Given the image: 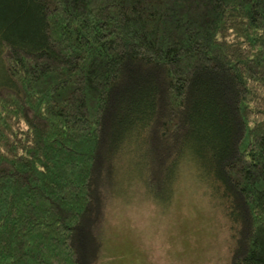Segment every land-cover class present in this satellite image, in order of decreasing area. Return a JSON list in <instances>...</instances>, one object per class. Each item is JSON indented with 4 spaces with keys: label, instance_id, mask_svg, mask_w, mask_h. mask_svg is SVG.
I'll use <instances>...</instances> for the list:
<instances>
[{
    "label": "trees",
    "instance_id": "trees-1",
    "mask_svg": "<svg viewBox=\"0 0 264 264\" xmlns=\"http://www.w3.org/2000/svg\"><path fill=\"white\" fill-rule=\"evenodd\" d=\"M184 163L264 264V0H0V264H97L116 178Z\"/></svg>",
    "mask_w": 264,
    "mask_h": 264
},
{
    "label": "rangeland",
    "instance_id": "rangeland-1",
    "mask_svg": "<svg viewBox=\"0 0 264 264\" xmlns=\"http://www.w3.org/2000/svg\"><path fill=\"white\" fill-rule=\"evenodd\" d=\"M104 214L97 264H228L226 221L184 163L167 208L126 192L118 176Z\"/></svg>",
    "mask_w": 264,
    "mask_h": 264
}]
</instances>
